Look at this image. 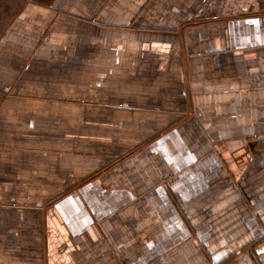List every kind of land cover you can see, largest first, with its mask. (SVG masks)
I'll list each match as a JSON object with an SVG mask.
<instances>
[{
  "label": "crops",
  "instance_id": "obj_1",
  "mask_svg": "<svg viewBox=\"0 0 264 264\" xmlns=\"http://www.w3.org/2000/svg\"><path fill=\"white\" fill-rule=\"evenodd\" d=\"M19 2L0 264H264V0Z\"/></svg>",
  "mask_w": 264,
  "mask_h": 264
},
{
  "label": "trees",
  "instance_id": "obj_2",
  "mask_svg": "<svg viewBox=\"0 0 264 264\" xmlns=\"http://www.w3.org/2000/svg\"><path fill=\"white\" fill-rule=\"evenodd\" d=\"M23 2H19V0H0V26L4 22V17L11 11V13L15 10L16 13L19 8L21 9ZM2 6V8H1ZM6 8L8 9L6 11ZM5 10V11H4Z\"/></svg>",
  "mask_w": 264,
  "mask_h": 264
},
{
  "label": "rangeland",
  "instance_id": "obj_3",
  "mask_svg": "<svg viewBox=\"0 0 264 264\" xmlns=\"http://www.w3.org/2000/svg\"><path fill=\"white\" fill-rule=\"evenodd\" d=\"M1 8H2V6H1ZM23 8H24V5H22V7H21V9L19 8L17 11H21V10H23ZM8 9L6 8V11H7ZM5 11V10H4ZM18 14L20 13V12H17Z\"/></svg>",
  "mask_w": 264,
  "mask_h": 264
}]
</instances>
